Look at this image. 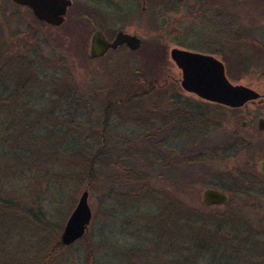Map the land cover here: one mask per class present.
<instances>
[{"label": "rangeland", "instance_id": "374dc122", "mask_svg": "<svg viewBox=\"0 0 264 264\" xmlns=\"http://www.w3.org/2000/svg\"><path fill=\"white\" fill-rule=\"evenodd\" d=\"M244 5L243 10L228 13L199 12L197 24L190 21L191 29L201 36L199 50L208 53L210 42L221 35L218 32L228 26L244 28V43L228 44L227 51L218 44L212 48L230 53L216 57L227 65V77L233 84L262 95L264 0H245ZM3 10L17 12L9 0H0V94L3 99L12 98L10 103L3 101L6 106L0 108V192L40 216L37 226L18 221L0 227V236L5 237V244L0 245L3 264H26L57 247L90 177L92 220L88 230L51 264H191L192 259L187 262L179 256L188 245L203 249L207 260L216 264H264L259 250L240 237L191 235L178 215L174 217L178 204L173 209L166 204L167 197L185 185H195L197 191L190 201L200 204L203 190L229 194L236 187L232 177L246 176L253 180L259 200L250 203L247 197H237L238 211L217 225L235 235L243 230L247 236L249 227L254 232L264 230V173L259 164L264 161V130L258 129V120L264 118V102L237 110L180 92L175 96L178 102L167 100L171 94L154 95L124 107L114 101L129 78L126 54H119L115 61H101L98 67L114 65L113 71L96 74L76 57V52L56 43L47 30L37 43L41 74L30 75L22 50L14 48L5 55L8 32L24 30L26 21L19 17L10 31L4 25ZM31 48L32 43L26 48L30 58ZM21 87L25 88L19 94ZM178 109L186 115L179 114ZM174 131L180 138L173 136ZM5 136L8 141L2 146ZM242 141L253 143V148L242 150ZM227 145L231 151L241 149L238 158L225 157L214 163L213 170L207 158L208 170L196 162L203 154L209 157L214 149L221 157L233 154H221ZM91 166L93 172L89 174ZM155 215L160 216L158 220L152 218ZM256 239L264 241V232ZM4 250L11 257L7 258ZM256 254L260 258L255 259Z\"/></svg>", "mask_w": 264, "mask_h": 264}, {"label": "flooded vegetation", "instance_id": "af4514ba", "mask_svg": "<svg viewBox=\"0 0 264 264\" xmlns=\"http://www.w3.org/2000/svg\"><path fill=\"white\" fill-rule=\"evenodd\" d=\"M244 1L245 0H81V2L78 3L76 0H71L72 5L67 8L63 23L57 26L37 18L30 8L18 5L12 0H9L11 5L16 8L17 12L11 13L7 12V10H3L5 27L11 31L10 28L14 27L13 22L19 17H22L26 21V25L24 30H17L15 33L12 31L8 32L9 36L7 39L10 42L6 41L9 44L5 47V49H7L5 53L8 56L14 48H19L22 50L23 54L26 55L25 60L28 59L26 63L27 66H29L28 68L31 69L29 70L30 75H40L42 66L39 50L40 46H38L37 43L40 41L42 34H44L43 31L47 30V32L53 36L52 39L56 43H63L65 45H62L64 48H68L69 51L72 50V53L76 52L74 53L77 55L76 57L83 60L88 68L95 70L96 74H106V71H113L112 67L114 65L108 68H101L97 65L105 60L115 61V58L119 54L124 53L127 56L126 63H130L128 68H126L127 74L157 76L146 85H135V87H138L140 90L150 91L151 93L148 97H153L155 95L154 91H162L166 95H172V97L167 100L173 103L177 101L175 96H179L180 92L194 95L202 99L196 93L183 88V69L181 68L183 66L181 65L185 66V61L184 58H180L186 53L213 58L222 66L227 81L235 85L227 77L228 71L225 62L216 57L217 54L225 55L226 53L225 56H227V54L230 53H222L219 50H214L212 46L218 44L223 51L224 49L227 51L230 49L228 44L240 41L244 43V41L247 40L244 32L246 30H244V28L234 29L233 27H226V30L222 31V33L218 32L221 35L213 39V43L210 42L211 47L208 49V53H202L199 50V46L201 45L200 42L202 41L201 36L195 29H191L193 26L190 21L197 24L196 15L199 12L228 13L243 10L245 8ZM74 8H76L74 13H71ZM26 11H28V14H25ZM176 12L180 14L175 15L174 13ZM75 15H77L78 18L71 17ZM187 19L189 20V26H186L188 25ZM11 24H13V26ZM75 29L80 30L81 33H83L82 36L74 35ZM96 33H100L102 36L100 37V40H102L100 47L101 49L104 47L105 52L101 56H94L92 53L93 38ZM120 34L137 38L140 41L139 47L133 49L126 43L113 46ZM31 43L34 46V49L31 48L32 50H30L33 54L32 58L26 54ZM9 60L10 59L7 60V63ZM133 64L137 65L132 66ZM26 87H28V85H26ZM155 96L159 95L156 94ZM145 100L147 99H135L123 102L115 100L114 102H118L119 104H130L131 106V104L134 105L135 103ZM202 100L217 106H224L216 102L205 99ZM114 102H111V106L115 105L113 104ZM239 109L241 108H237V110ZM177 111L183 116V110L180 111V109H178ZM182 116L178 117V121H181ZM245 125L246 124L242 123L243 127H245ZM173 136L180 138V134L176 131L173 132ZM232 141H236L237 143L238 139L233 138ZM241 144L243 145L242 150L244 151L249 147L252 149L254 146L253 143L247 141H242ZM230 145L224 147L221 154L233 152L234 150L237 151V149L233 148L231 151ZM240 150L239 148L238 151ZM249 151L250 150H247V152ZM217 152V149H214L211 151L210 156L206 157L212 163V170L215 166L214 163L216 164L222 156L217 154ZM231 155H223L221 161L225 157L230 158ZM262 163H264V161H260L259 163L260 172L264 173L261 170ZM232 181L234 183L233 179ZM227 195L228 201L223 205L205 206L202 203V197L201 204L207 209H215V207H220V209L225 208L230 203V198H233L229 194ZM147 200H149L148 197ZM184 202V196H168L166 204L172 209L175 204H178L175 208L178 209V213L183 214L185 207Z\"/></svg>", "mask_w": 264, "mask_h": 264}, {"label": "trees", "instance_id": "16d2710c", "mask_svg": "<svg viewBox=\"0 0 264 264\" xmlns=\"http://www.w3.org/2000/svg\"><path fill=\"white\" fill-rule=\"evenodd\" d=\"M83 33H81L80 30L75 29L74 30V35H79L82 36ZM258 46V45H257ZM256 46V47H257ZM259 47V46H258ZM260 50V49H259ZM260 58L264 57V50H260ZM6 55V54H5ZM259 56V54H258ZM262 71L264 73V63L262 65ZM157 76H150V75H129V78L127 80V83L123 86V88L120 90L118 98V101H131L135 99H147L148 95L151 93L150 91L146 90H140L138 87H135L140 85V84H148L152 79L156 78ZM160 78V77H158ZM27 85V84H25ZM24 87H21L18 91L19 94ZM22 89V90H21ZM155 95L158 94L160 97H165L167 96L164 92L162 91H154ZM2 95L0 94V108L6 106L4 102L10 103L12 98L9 96L5 99L1 97ZM115 99V98H114ZM115 99V100H116ZM4 101V102H3ZM8 105V104H7ZM122 106L124 107H130L128 104H123ZM214 107V106H212ZM217 106H215L216 108ZM186 115V113H184ZM7 129L9 130V126H7ZM204 134V133H203ZM8 139L7 137L2 138V146H5L7 143ZM233 154L230 156L231 158H238L239 152L238 151H233ZM251 157L253 154L250 155ZM208 159V158H207ZM206 157L202 155L200 158H197L196 162H199L203 165L204 170L207 169V166L205 164ZM221 160V157L219 158ZM89 174H92L93 168L89 167L88 169ZM237 172V171H236ZM88 183L86 184V189L91 188L92 181L91 177L88 178ZM234 179V185H236L235 189H230L228 191L229 195L233 197V201H230V203L224 208V210H215V209H207L205 208L201 203L196 204L191 202L190 199L195 197L197 188H195V185L193 184H188L181 189L178 190V193H176L174 196H184L185 202H184V213L180 214L178 213L177 210H175L174 217H176L180 222L184 224L186 227L187 231L192 235L196 234L199 236L206 237V238H221L224 237L225 234H230L240 237L239 240L244 239L246 242H249V245L255 247L257 250H259V254L264 256V241L260 239H256V235H260L261 233L264 232V230L254 232L251 230V227H249V233L246 234L245 236L244 231L242 230L241 233H237V235L232 234L230 232H225L224 228L221 225H217L220 220L223 219H229L233 215H235V212L238 211L236 208V199L239 196H244L247 197L250 203L256 202L257 199L259 200L260 195L258 192L255 190L254 187V182L251 178H248L246 176H239L237 178L232 177ZM153 189V188H151ZM4 192V191H3ZM148 193V192H146ZM153 194H157L156 192H152ZM258 196H257V195ZM21 205V204H20ZM25 206L22 208L17 204L15 200L8 199L4 193L0 192V227L7 226L9 227L10 222H18V221H25L28 226L30 225H35L37 226L40 221L37 220V218H40L39 214L37 212L32 211V208H27L24 209ZM240 212V211H239ZM242 214V212H240ZM176 214V215H175ZM160 216H152L153 219L158 220ZM171 219V216H170ZM27 221V222H26ZM139 232V230H138ZM141 232V231H140ZM242 234V235H241ZM83 239V238H82ZM191 244H195L194 242H190ZM5 244V237L2 235L0 236V245ZM4 246V245H3ZM2 246V247H3ZM66 248V246L62 245L61 241L58 243L57 247L54 249L52 248L46 251L43 254H41L39 257H36L35 260H28L26 264H51L55 258L60 255L61 251H63ZM140 249V247H138ZM181 247H179L178 251L180 250ZM141 250V249H140ZM4 255L6 256L9 252L7 250L2 251ZM171 251H169L170 253ZM2 253V254H3ZM91 249H88L87 254L88 256H91ZM179 256L184 257L187 262H189L191 259L193 262L191 264H202L206 263L208 264L209 262L211 264H216L211 262L210 260H207V253L204 252L202 249L198 248H193L190 247L189 245L184 248L183 253L179 252ZM11 257L10 254H8L7 258ZM260 258L259 255H255V259ZM4 259V258H2ZM16 262V263H15ZM238 262V261H237ZM0 264H3L0 260ZM12 264H25V262L22 261H14Z\"/></svg>", "mask_w": 264, "mask_h": 264}, {"label": "water", "instance_id": "95a60500", "mask_svg": "<svg viewBox=\"0 0 264 264\" xmlns=\"http://www.w3.org/2000/svg\"><path fill=\"white\" fill-rule=\"evenodd\" d=\"M14 3L30 8L34 15L49 24L61 25L67 8L72 5L71 0H12ZM101 34L96 33L93 38L92 53L94 56L104 54L101 49ZM128 44L133 49L139 47L140 41L135 37L120 34L113 46ZM182 86L185 90L196 93L202 99L216 102L230 108H242L248 103L260 100L264 102V94L242 85H232L227 81L222 66L213 58L198 54H184ZM260 131L264 130V119L258 123ZM261 170L264 172V163ZM89 191L86 189L69 217L61 235L62 245L68 247L86 234L92 220L89 207ZM228 201V195L215 189H205L202 192V203L205 206L223 205Z\"/></svg>", "mask_w": 264, "mask_h": 264}]
</instances>
